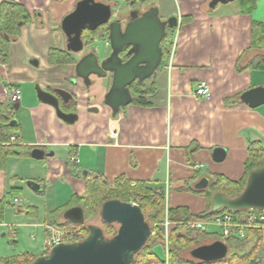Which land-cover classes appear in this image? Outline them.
I'll list each match as a JSON object with an SVG mask.
<instances>
[{
    "label": "crops",
    "instance_id": "1",
    "mask_svg": "<svg viewBox=\"0 0 264 264\" xmlns=\"http://www.w3.org/2000/svg\"><path fill=\"white\" fill-rule=\"evenodd\" d=\"M10 1L22 4L32 19L21 26L19 36L7 46L6 61L0 62V104H8L11 86L21 90L14 110L15 129L7 142L21 154L7 156L0 168V199L8 195L0 226L12 231L8 216L16 212L13 199L19 200L12 194L27 188L34 194L26 214L31 221L21 220L19 225L42 227L44 236L47 224L70 227L75 223L64 216L69 208L59 214L55 211L73 197L84 196L91 176L109 184L117 178L143 181L163 195L165 210L183 206L189 213H199L207 207L199 191L213 176L241 179L248 144L259 141L264 147V104L251 108L232 99L264 85V71L249 66L260 53L250 48V31L253 21L264 22V0H256L249 13L241 11L237 0L214 8L209 7L210 0H153L162 19L177 18L173 30H178L177 41L152 79L155 91L147 102L130 103L115 116L108 107L90 102L91 87L83 88L75 64L47 60L49 49H65V37L56 25L77 0ZM108 1L116 7L128 0ZM70 79H75L74 85ZM200 81L209 85L207 97L193 95ZM36 85L72 93L76 106L63 110L76 113L77 120L70 124L59 119L52 106L38 100ZM89 107L98 110L89 111ZM11 136L15 137L12 142ZM218 147L225 149V156L216 162L212 152ZM35 148L45 152L42 159L31 157ZM204 178L207 185L197 187ZM259 229L256 258L264 264V227ZM204 230L208 232L207 227ZM43 239L39 252L21 251L0 259L25 253L35 258L45 255Z\"/></svg>",
    "mask_w": 264,
    "mask_h": 264
},
{
    "label": "water",
    "instance_id": "2",
    "mask_svg": "<svg viewBox=\"0 0 264 264\" xmlns=\"http://www.w3.org/2000/svg\"><path fill=\"white\" fill-rule=\"evenodd\" d=\"M233 1L235 0H210L209 7L214 8L218 4ZM114 7L100 0H77L74 9L60 22V29L66 40L65 49L73 54H80L85 47L82 39L85 29L95 31L98 27L107 25L110 53L101 60L96 49L82 53L75 63V74L85 87L92 85L91 76L102 78L110 74L111 83L104 94L103 102L112 116L132 102L130 85L136 80L150 78L162 65L161 42L167 27L174 28L177 24L175 16L162 19L156 5L143 11L134 9L129 11L126 18L117 17L111 20ZM123 52L127 56L126 60L121 56ZM70 82L74 84L75 79H70ZM35 90L38 100L52 106L59 119L70 124L77 120L76 113H67L61 108V104L74 100L72 93L63 88L48 91L38 85ZM237 101L251 108L264 104V85L243 91ZM88 110L97 112L98 109L89 107ZM12 123L15 121L12 120ZM30 155L34 159H42L45 152L35 148ZM224 156L223 148H215L212 152V158L216 162L222 161ZM207 182L208 179L204 178L197 187L204 188ZM27 184L32 188H39L33 181H27ZM222 208L234 212L247 209L264 210V165L248 173L245 186L238 195L227 196L221 192L212 195L210 212ZM64 216L75 224L85 222L80 206L67 209ZM99 217L106 224L118 225L113 236L106 237L99 225L89 223L88 234L83 240L57 244L31 264H132L135 255L151 235V228L139 205L109 199L101 205ZM228 252V245L216 239L191 248L189 255L201 262H214L224 259Z\"/></svg>",
    "mask_w": 264,
    "mask_h": 264
},
{
    "label": "trees",
    "instance_id": "3",
    "mask_svg": "<svg viewBox=\"0 0 264 264\" xmlns=\"http://www.w3.org/2000/svg\"><path fill=\"white\" fill-rule=\"evenodd\" d=\"M237 1L241 11L249 13L255 7L256 0ZM127 4L131 8H141L144 6L148 8L154 5V2L153 0H128ZM31 19L32 16L22 4L10 0L0 3V62L6 61L8 44L19 36L21 26L27 24ZM99 28H103V25L98 27L97 30ZM104 28L105 30L101 29L102 31L100 30L99 34L105 33L107 37L108 28L107 26ZM173 30L174 28L167 27L166 34L161 42L163 63L169 54V49L165 44ZM86 33L93 32L85 29L82 39H86ZM250 36V48L256 49L260 53L249 66L252 69L264 71V22L253 21ZM92 41L91 38H88L86 45ZM47 56L50 64H75L78 60L72 56L71 52L60 48L49 49ZM130 91L133 92L131 103L145 104L147 98L154 93L155 85L151 77L144 81L136 80L130 85ZM240 94L232 99L237 101ZM14 113V109L9 103L0 104V168H4L7 156L21 154L15 150V147L7 144L9 135L15 129V125L12 123ZM247 149L248 156L244 162V174L241 179L232 181L222 175L216 174L208 186L199 191L207 201V207L202 212L192 214L183 206L165 210L163 195L147 188L143 181L133 182L134 184L132 185V182L129 180L117 178L112 184H109L98 176H91L86 179L84 196L73 197L70 202L57 209L55 214H59L67 208L80 206L86 222L99 211L101 205L106 200L118 199L124 202L137 200V205L141 208L144 218L151 228V232L154 233L150 235L144 247L135 255L132 264H258L256 252L261 238L259 228L246 229L245 236L242 238L232 236L223 239L214 236L213 233L207 232L204 229H187L182 224V222L190 219H209L220 212L227 211L226 208H222L219 211L210 212L212 195L218 192L224 193L227 196L238 195L245 186L248 173L264 165V147L259 141H251ZM26 152L28 153L27 150ZM7 198L8 195H5L0 199V221L7 206ZM242 212L244 210L235 213L239 215ZM165 220L170 223L167 229V236L165 235L164 228ZM85 222L70 225L69 228L77 229L86 236L88 229ZM103 232L106 237L113 236L116 233L106 223ZM166 237L168 249L165 259L155 252L154 246L159 244L164 247ZM216 238L223 240L228 245L229 252L224 259L214 262H201L186 260L182 257V252L188 251L189 254L191 248L205 244V242L209 243L213 239L216 240ZM208 239L211 240L207 242ZM252 240L254 241L251 242ZM35 259L31 254L25 253L0 259V264H31Z\"/></svg>",
    "mask_w": 264,
    "mask_h": 264
},
{
    "label": "rangeland",
    "instance_id": "4",
    "mask_svg": "<svg viewBox=\"0 0 264 264\" xmlns=\"http://www.w3.org/2000/svg\"><path fill=\"white\" fill-rule=\"evenodd\" d=\"M100 1L112 4V2H110L108 0H100ZM230 3H232V2H230ZM219 5H222V4H219ZM73 9H74V7H73ZM145 9H146L145 6L139 8L140 11H143ZM130 10H131V7L126 3H124V4L122 3L120 6L114 7L113 15L111 16V20L117 18L118 14L122 15L123 18H126ZM159 16L161 18H164V16L161 13ZM123 23H125V21H123ZM105 26H107V25H103V28H99L98 30L96 29L95 31H92L93 33H86V39H83L85 47L80 52V54L71 53L72 56L74 58H78L79 55H81L82 53H84L87 50L86 48H90L91 46L97 50L99 57H102V56H104V54L109 52L110 48H109V43H108V34H107V37L105 36V33L99 34L102 30H105V28H104ZM56 28L59 30L60 35L62 37H64V35L60 29V22L56 25ZM88 38L89 39L91 38V40H93V41L90 44L86 45ZM28 42H31V40L29 39ZM53 44H55L54 41H53ZM159 69H160V67L157 69V71ZM157 71L155 73H157ZM155 73L151 76V79H153V77L155 76ZM91 78L95 82L91 86L88 98H89L90 102H94V101L96 102L97 101L98 104H101L103 97H104V94L106 93L107 89L110 86L111 76H110V74H107L105 77H102V78H96L95 76H91ZM131 94L133 95L132 91H131ZM29 191L30 190H28L27 188H23L21 191H14V193L12 194V195H16L17 197H19L20 202L14 205L16 208V212L14 214H11L8 216L9 222H11L13 224L12 231L8 230V228H6L4 226H0V256L7 255V254L10 255V254L18 253L21 251L31 250L34 252L35 251L39 252V250H40L41 242H42V239L44 237L43 228L42 227L36 228V227H29V226L27 227V226H23V225L18 224L19 221H21V220L31 221L29 219L30 217H28L26 214H28L27 213V207L31 201L30 198L34 194H32ZM89 223L99 225L103 230L105 228V223L99 217V211H97L96 214L92 218H90L89 220H87L85 222L86 225ZM108 225H110L112 227V229H114L116 232L117 227H118L117 224L114 223V224H108ZM55 227H65V226H55ZM206 227H207L208 232H210V233L212 232V229L215 230L213 232H216V234L221 233V230L218 226H213V225L210 226L209 225ZM164 228H165V235L167 236L168 230L165 226H164ZM3 233H4V235H2ZM153 233L154 232H152V234ZM31 236H33L34 238H31ZM210 240L211 239H208L207 242H209ZM32 247H35V249ZM167 249H168L167 237H166V243H165L164 247H162L159 244H156L154 246L155 252L160 257L165 258V259L167 256ZM182 257L186 260H194L188 254V251L182 252ZM194 261H198V260H194Z\"/></svg>",
    "mask_w": 264,
    "mask_h": 264
},
{
    "label": "built area",
    "instance_id": "5",
    "mask_svg": "<svg viewBox=\"0 0 264 264\" xmlns=\"http://www.w3.org/2000/svg\"><path fill=\"white\" fill-rule=\"evenodd\" d=\"M178 26L177 24L174 29ZM178 30H175L166 41V46L169 49V53L173 52L175 43L177 41ZM210 89L206 81H200L196 84L193 95L196 98H203L209 95ZM21 99V90L18 86H11L8 92V103L14 109V106L19 103ZM15 110V109H14ZM15 137L11 136L10 141H14ZM71 161L75 160V154L70 157ZM199 166V165H197ZM201 166V165H200ZM134 183H132L133 185ZM137 200L131 201V203L137 204ZM18 198L13 199V203H18ZM237 212V211H236ZM182 224L190 230L193 229H205L206 226H218L221 230V237L223 239L236 236L243 237L244 232L248 228H262L264 227V210L247 209L241 214L237 215L234 211H223L209 219H190L182 222ZM170 223L165 220L164 226L168 228ZM47 234L43 239V251L47 254L52 247L60 243H74L84 239V235L77 229L69 227H55L52 225L45 226ZM152 234V232H151Z\"/></svg>",
    "mask_w": 264,
    "mask_h": 264
},
{
    "label": "flooded vegetation",
    "instance_id": "6",
    "mask_svg": "<svg viewBox=\"0 0 264 264\" xmlns=\"http://www.w3.org/2000/svg\"><path fill=\"white\" fill-rule=\"evenodd\" d=\"M134 9L140 11L139 8H136V7L131 8V10H134ZM146 9H147V8H146ZM131 10H130V11H131ZM117 17L123 19L122 15H119V14H118ZM123 21H124V20H123ZM86 49H87V50H86L85 52H87V51H89V50H93L94 48L91 46L90 48H86ZM85 52H84V53H85ZM109 53H110V50H109V52H107L106 54H104V56L100 57V60L103 59V58H105ZM79 56H81V55H79ZM121 56L123 57L124 60L127 59V57H125V55H124V52L121 54ZM78 58H79V57H78ZM91 79H92V78H91ZM92 81H93V83H92V85H93V84H94V80L92 79ZM74 84H75V83H74ZM74 84H73V85H74ZM92 85H91V86H92ZM91 86H89V87H85V86L83 85V88H87V89H88V88H90ZM75 100H76V98L74 97V100L69 101L67 104H61V108L64 109V108L67 107L68 109H72L73 107L76 106V103H75L76 101H75ZM101 104L104 105V106H106V105L104 104L103 100H102ZM106 107H107V106H106Z\"/></svg>",
    "mask_w": 264,
    "mask_h": 264
}]
</instances>
